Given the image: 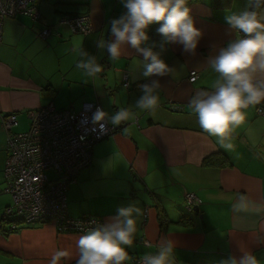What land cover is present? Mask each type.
Masks as SVG:
<instances>
[{
    "label": "crops",
    "instance_id": "1",
    "mask_svg": "<svg viewBox=\"0 0 264 264\" xmlns=\"http://www.w3.org/2000/svg\"><path fill=\"white\" fill-rule=\"evenodd\" d=\"M36 3L39 18L19 15L2 23L0 264H47L60 248L69 250L73 259L67 264H74L80 234L59 233L53 222L25 225L4 215L12 199L4 175L7 134L2 116L16 114L18 124L11 132H23L28 129L29 110L52 103L57 110L79 111L84 103L94 101L109 114L131 106L137 115L92 147L90 165L66 192L69 217L104 221L119 206L135 202L141 213L131 260L156 251L161 240L170 237L175 241L174 264H219L243 251H252L264 264V116L256 112L260 104L245 109L244 122L231 130L224 143L203 130L188 107L189 97L197 89L211 88L217 76L207 57L215 54V46L236 35L225 23V13L244 8L248 0H188L203 37L195 55L183 53L177 44L163 51L169 64L184 67L170 76L152 77L162 84L160 104L153 111L134 108L140 95L136 84L146 79L141 54L126 46L124 55L111 61L107 51L97 47L100 38H112L111 19L125 11L120 0ZM81 15L90 23L88 33L60 24L63 16ZM157 26L154 23L147 31L158 41ZM44 29L50 32L46 38L41 36ZM82 48L104 65L96 77L76 67ZM186 193L200 199L197 212L186 211Z\"/></svg>",
    "mask_w": 264,
    "mask_h": 264
},
{
    "label": "clouds",
    "instance_id": "2",
    "mask_svg": "<svg viewBox=\"0 0 264 264\" xmlns=\"http://www.w3.org/2000/svg\"><path fill=\"white\" fill-rule=\"evenodd\" d=\"M125 11L110 22L111 39L100 38L99 49H105L111 61L120 59L126 46L144 61L142 75L146 79L136 84L140 95L134 108L153 111L160 104L162 90L158 78L183 69L184 64H169L162 56L170 44L181 46L183 53L195 55L203 37L196 26L188 0H120ZM264 0H248L240 10L227 11L224 21L236 35L215 46V54L207 57L208 66L217 74L211 88H200L189 97L188 107L200 127L221 143L228 140L232 129L246 118L245 109L264 102ZM157 24L160 39L152 40L147 29ZM76 67L89 77L104 71L96 55L82 49ZM133 107H120L109 114L97 107L91 121L103 131L107 122L120 125L135 119ZM141 209L135 202L119 206L108 219L93 218L76 239L74 264H126L131 260L130 249L137 231ZM73 259L68 249H57L47 264H67ZM175 241L165 237L156 251L143 254L140 264H174ZM219 264H260L252 251L239 257L230 256Z\"/></svg>",
    "mask_w": 264,
    "mask_h": 264
},
{
    "label": "built area",
    "instance_id": "3",
    "mask_svg": "<svg viewBox=\"0 0 264 264\" xmlns=\"http://www.w3.org/2000/svg\"><path fill=\"white\" fill-rule=\"evenodd\" d=\"M37 0H0V40L5 18L27 15L39 18ZM60 24L68 25L73 32L88 33L91 30L87 16H63ZM50 35L42 30V38ZM196 72H190V79ZM127 86V77L123 78ZM100 104L97 101L84 103L79 111L72 108L57 110L52 103L27 111L28 129L11 132L16 127V114L2 116L6 130V159L4 175L8 179L6 191L12 205L6 207L4 215L25 225L53 222L59 233L71 231L81 233L92 216L71 218L67 211L66 192L75 182L79 172L88 167L92 160L94 144L113 134L118 126L107 122L101 131L91 121L93 112ZM264 116V102L256 109ZM54 174L49 176L47 172ZM185 209L190 212L198 206L200 199L194 193L184 196ZM98 219V218H96ZM101 220V219H99ZM102 221V220H101ZM16 224H12L13 230ZM149 245L148 241L144 242ZM136 257L126 264H140Z\"/></svg>",
    "mask_w": 264,
    "mask_h": 264
},
{
    "label": "rangeland",
    "instance_id": "4",
    "mask_svg": "<svg viewBox=\"0 0 264 264\" xmlns=\"http://www.w3.org/2000/svg\"><path fill=\"white\" fill-rule=\"evenodd\" d=\"M24 123H21V127H24ZM22 129V128H21ZM47 174L49 175V176H52L54 173L52 172V171H49V172H47Z\"/></svg>",
    "mask_w": 264,
    "mask_h": 264
},
{
    "label": "water",
    "instance_id": "5",
    "mask_svg": "<svg viewBox=\"0 0 264 264\" xmlns=\"http://www.w3.org/2000/svg\"><path fill=\"white\" fill-rule=\"evenodd\" d=\"M193 211L197 212L198 211V207L196 206Z\"/></svg>",
    "mask_w": 264,
    "mask_h": 264
},
{
    "label": "trees",
    "instance_id": "6",
    "mask_svg": "<svg viewBox=\"0 0 264 264\" xmlns=\"http://www.w3.org/2000/svg\"><path fill=\"white\" fill-rule=\"evenodd\" d=\"M262 9H263V8H261V9H259V10L261 11ZM13 221L16 222L14 219H13ZM18 222H19V221H18ZM10 223H12V222H10Z\"/></svg>",
    "mask_w": 264,
    "mask_h": 264
}]
</instances>
